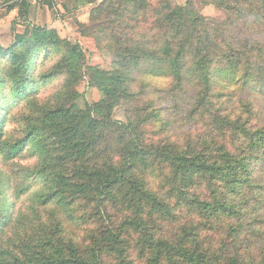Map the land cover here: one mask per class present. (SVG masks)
I'll use <instances>...</instances> for the list:
<instances>
[{
	"label": "trees",
	"instance_id": "16d2710c",
	"mask_svg": "<svg viewBox=\"0 0 264 264\" xmlns=\"http://www.w3.org/2000/svg\"><path fill=\"white\" fill-rule=\"evenodd\" d=\"M83 3L95 5L81 31L114 52L109 70L44 26L0 44V102L23 104L18 135L0 114V164L35 157L5 173L10 196L30 198L12 217L0 192V264H264V115L252 100L264 98V0H198L221 20L195 0ZM84 69L102 97L80 108ZM147 77L167 84L149 92Z\"/></svg>",
	"mask_w": 264,
	"mask_h": 264
},
{
	"label": "rangeland",
	"instance_id": "374dc122",
	"mask_svg": "<svg viewBox=\"0 0 264 264\" xmlns=\"http://www.w3.org/2000/svg\"><path fill=\"white\" fill-rule=\"evenodd\" d=\"M14 1L15 0H0V44L2 46L9 45L13 41L14 34L16 32H21L24 25L35 24L54 29L60 38L69 40L71 43H79L84 51L87 66H97L105 70L112 68V63L116 61L117 58L115 57L114 52L107 50L104 45L105 41H100V39H98L93 33L88 32L83 34L81 31L82 25L89 26L92 24L90 13L95 4L83 3L84 0H56L55 3L52 2L49 5L47 2H41L39 0H25L26 4L20 6L21 10L25 12L22 14L21 11L18 12V8L7 10L9 4ZM95 1L96 3H99L102 0ZM185 1L186 0H172V3L183 5L185 4ZM195 2L196 8L200 14L219 20L225 17V14L213 5H202L198 3V0H195ZM58 58L59 55H53L52 58L49 57L47 60H42V63L39 62L36 65L34 73L38 75L39 73L47 71ZM137 76L139 77L140 75ZM146 82L149 84V92L154 88H163L167 84L166 80L153 77H147ZM62 83V76H57L48 83H42L36 98L42 102L58 91ZM74 89L78 93L76 103L80 108H84L87 103H93L102 97V93L89 84L85 69ZM156 94L157 93L154 92L149 94V96L154 99ZM239 97L240 93L237 92L233 101L235 107H239ZM252 100L254 108L260 110L264 115L263 96H253ZM157 104L161 107L165 106V102L162 100H159ZM22 108L23 104L20 103L16 105V100L6 103L5 99H3L0 102V114L5 116V130L10 135H18L17 130L20 128V124L15 122V118L14 116L12 117V114H21L23 111ZM184 110L185 109L183 108V111ZM124 111L123 106L115 108L114 117L122 121L124 119ZM193 127L194 126H184L177 128V130H189V128H191V131H193ZM34 162L35 157L23 155L21 158L17 159L15 163L10 161L6 164L1 163L5 166L0 164V180L2 181L0 184V192H3V194L6 193V196H2V202L10 203L7 209L12 217L18 210L20 212L26 211V207L29 204L30 193L28 192V197L26 195H20L18 197L10 196L8 185H6L5 182V173L9 172L12 174V170L16 167L21 165H31L34 164Z\"/></svg>",
	"mask_w": 264,
	"mask_h": 264
},
{
	"label": "built area",
	"instance_id": "2783aa9c",
	"mask_svg": "<svg viewBox=\"0 0 264 264\" xmlns=\"http://www.w3.org/2000/svg\"><path fill=\"white\" fill-rule=\"evenodd\" d=\"M39 1H41V2H48V3H50V4H51L52 2H54V3L56 2V0H39Z\"/></svg>",
	"mask_w": 264,
	"mask_h": 264
}]
</instances>
